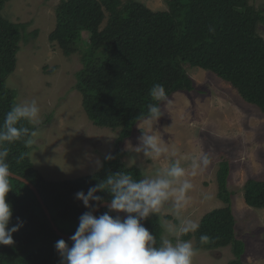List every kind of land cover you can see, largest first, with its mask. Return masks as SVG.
<instances>
[{
    "label": "trees",
    "instance_id": "trees-1",
    "mask_svg": "<svg viewBox=\"0 0 264 264\" xmlns=\"http://www.w3.org/2000/svg\"><path fill=\"white\" fill-rule=\"evenodd\" d=\"M8 1L0 0V131H6L4 116L16 105V92L7 78L16 69L20 41L35 33L26 31V23L3 16ZM261 25L264 9L250 0H168V9L163 10H153L140 0H61L49 37L64 55L79 53L82 66L77 72V88L82 93L83 108L96 125L119 130L118 147L92 174L50 180L34 166L30 157L34 144L24 143L33 139L34 126L27 120L19 121L16 126L27 127L29 134L11 143L0 142V146L8 150L10 171L36 186L51 218L32 187L11 176L14 189L8 200L14 209L13 222L18 216L24 226L14 233V245L0 246V264H61L55 244L60 239L71 241L61 236L55 226L74 234L79 217L90 210L76 193L87 192L117 173L142 179L138 167H128L122 161L126 151L119 145L140 120L150 117L148 105L153 101L149 90L154 84H162L169 96L180 90L191 91L194 83L187 66L201 67L228 81L247 102L264 112ZM230 168L229 160L224 159L217 170L218 196L226 205L206 213L198 230L181 233L180 239L194 237L197 249L215 250L230 245L237 258L229 264H241L245 242L236 236L234 192L228 188ZM97 195L104 201L111 199L107 190ZM244 198L248 205L263 208L264 180L249 178ZM108 211V206L101 207L96 215ZM110 214L116 216L115 212ZM141 222L155 236V246L160 247L164 231L158 214ZM203 234L210 237L207 243L200 241Z\"/></svg>",
    "mask_w": 264,
    "mask_h": 264
},
{
    "label": "rangeland",
    "instance_id": "rangeland-1",
    "mask_svg": "<svg viewBox=\"0 0 264 264\" xmlns=\"http://www.w3.org/2000/svg\"><path fill=\"white\" fill-rule=\"evenodd\" d=\"M60 1L10 0L2 11L5 18L26 23L27 32L35 31L20 41L17 66L7 83L16 92V104L35 100L41 109L39 123H31L37 136L30 157L50 180L96 172L118 147L119 135L118 129L96 125L83 108L82 93L77 88V72L82 66L79 53L64 55L49 37ZM140 1L153 10L168 9V0ZM250 2L264 9V0ZM260 33L264 36V25ZM187 72L194 89L172 93L171 102L161 105L162 115L150 124L145 123L150 117L140 120L119 145L126 151L122 161L128 167H138L142 179L162 176L163 170L177 161L185 169L182 180L193 184L187 202L177 209L175 199L170 198L158 214L164 240L176 243L181 241V233L169 232L170 227L178 228L184 219L199 224L206 213L226 205L218 196L217 170L220 162L228 159L236 236L245 242L241 264H264V207L250 206L244 198L249 178L264 180V112L212 71L187 66ZM145 133L158 136L167 151L159 157L146 155L139 139ZM202 154L210 157V164L194 168L192 157ZM190 241L196 253L193 264H229L237 258L230 245L197 249L196 239Z\"/></svg>",
    "mask_w": 264,
    "mask_h": 264
},
{
    "label": "clouds",
    "instance_id": "clouds-1",
    "mask_svg": "<svg viewBox=\"0 0 264 264\" xmlns=\"http://www.w3.org/2000/svg\"><path fill=\"white\" fill-rule=\"evenodd\" d=\"M149 95L153 103L148 105L150 119L145 121L146 124L160 117L162 103L171 102L162 84H154L149 90ZM40 113L41 109L35 100L12 106L4 116L3 127L6 131H0V142L11 143L27 136L29 129L17 127V123L27 120L37 124ZM36 136L37 132L32 131L31 137ZM139 139L144 145L146 155L159 157L167 151L161 147L156 135L145 133ZM24 143L31 146L35 140L26 139ZM7 156V148L0 146V246L14 245V233L24 226V221L18 216L15 217V223L13 222L14 209L8 200V194L14 189L10 183L13 173L6 161ZM192 161L194 168L200 167L201 164L207 168L211 162L206 154L193 156ZM163 172L164 174L157 178L141 180L133 179L130 174L117 173L90 187L87 192H77V199L90 210L79 217L76 231L70 236L71 243L64 239L56 242L55 248L61 257V264H193L196 253L190 240L172 243L165 239L160 247H156L155 236L141 222L152 214H159L170 198L175 199L177 209L187 202V194L193 184L187 179L182 180L185 177V169L177 161ZM177 182H180L178 187L174 186ZM103 190L111 194L107 204L109 211L97 216L94 212L99 208V204L104 202V197L97 193ZM93 201L97 203H91ZM110 212H122L127 215L114 216ZM198 228L197 221L184 219L178 228L170 227L168 230L187 234L197 231ZM209 240L210 237L206 234L200 236L201 243H207Z\"/></svg>",
    "mask_w": 264,
    "mask_h": 264
},
{
    "label": "water",
    "instance_id": "water-1",
    "mask_svg": "<svg viewBox=\"0 0 264 264\" xmlns=\"http://www.w3.org/2000/svg\"><path fill=\"white\" fill-rule=\"evenodd\" d=\"M11 172H12V171H11ZM12 173H13L12 177H16V178H18V179H21L22 181L28 183V184L32 187V189H33V190L35 191V193L37 194V197L39 198V200H40L41 203L43 204V207H44V209H45L47 215L51 218L50 212H49V210L45 207V205H44V201H43L41 195L39 194V192H38L36 186L33 185V183H31L30 181H28V179H26V178H24V177H22V176H20V175H18V174H16V173H14V172H12ZM108 202H110V201H104V202L100 203V204H99V208L107 206ZM99 208L94 212L95 215H96L97 211L99 210ZM115 213H116V215H120V216H122V217H125V216L127 215L126 213H122V212H115ZM55 229H56L57 232H58L61 236H63L64 238H70V236L72 235V234H69V233L62 232L61 230L58 229L57 226H55Z\"/></svg>",
    "mask_w": 264,
    "mask_h": 264
}]
</instances>
